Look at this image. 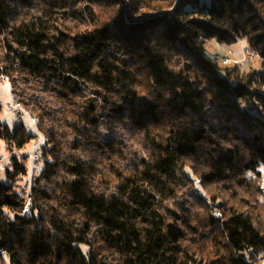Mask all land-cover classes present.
<instances>
[{"label": "trees", "instance_id": "obj_1", "mask_svg": "<svg viewBox=\"0 0 264 264\" xmlns=\"http://www.w3.org/2000/svg\"><path fill=\"white\" fill-rule=\"evenodd\" d=\"M243 39L258 69L207 54ZM0 49L45 139L26 214L35 136L0 122V264H84L96 232L115 264H264V0H0Z\"/></svg>", "mask_w": 264, "mask_h": 264}, {"label": "rangeland", "instance_id": "obj_2", "mask_svg": "<svg viewBox=\"0 0 264 264\" xmlns=\"http://www.w3.org/2000/svg\"><path fill=\"white\" fill-rule=\"evenodd\" d=\"M249 42L246 39L239 40L237 43L227 44L221 43L217 40H211L207 43L206 49L207 54L211 57L217 59L221 64L224 65L223 60L226 58H232L235 61L240 63L230 64L231 66L237 65L239 66L242 72H248L251 69H258L260 67L259 58H248L244 60V54L246 50L249 48ZM1 50V49H0ZM3 52V51H2ZM1 54V51H0ZM20 73L16 74L17 78H20V81L17 84V87L12 88V85L7 82L6 84L0 85V122L4 126L10 127L12 130L17 127L23 125L26 130L34 135V140L21 152L18 154L21 156V161L26 165L28 169V174L18 179L16 183V189L19 193H21L25 198H27L28 202L25 208V213L30 214L32 209V201L30 199L31 189L34 183V180L38 177V175L43 171V161L36 163L34 161V156L39 153L40 147L44 144L45 139L44 136L40 133L37 126V117L34 113H29L26 109V106L23 105L22 110L23 113L21 115L20 109H17L14 104V99L25 100V103L29 101L30 98L36 96L38 94L35 85V81H31L28 84H25L20 77ZM15 90L17 94L13 92ZM18 95V96H16ZM27 104V103H26ZM32 116L36 118V122L32 121ZM11 153L7 149V145L4 141H0V178L4 180V175L6 172V168L11 164ZM40 155V154H39ZM3 160V161H2ZM262 176L256 180L258 186L260 187L261 194L259 196V204L264 205V203L260 202V198L263 195L262 185L264 184V172ZM254 177V175H252ZM257 179V178H256ZM252 182V181H251ZM59 188H62L64 191L66 186L63 184H58ZM209 203V201H208ZM202 213V212H201ZM216 216L218 218H222V213L216 211ZM92 244L90 248L86 249L87 260L84 264H115V255L107 249L105 243L100 238L98 232L95 233V236L91 239Z\"/></svg>", "mask_w": 264, "mask_h": 264}, {"label": "built area", "instance_id": "obj_3", "mask_svg": "<svg viewBox=\"0 0 264 264\" xmlns=\"http://www.w3.org/2000/svg\"><path fill=\"white\" fill-rule=\"evenodd\" d=\"M248 58H255V59H257V58H260V55H259V53H258L256 50L248 48V49L246 50L245 54H244V60H245V59H248ZM223 63H224V65H230V64H233V63L238 64V63H240V62L235 61V60L232 59V58H226V59L223 60ZM6 83H7V78H6L3 74H0V85L6 84ZM14 104H15V106H16L17 109L22 110L23 104H22L19 100L14 99ZM22 113H23V110L21 111V115H22ZM32 121H33L34 123L36 122V118L33 117V116H32ZM2 161H3V160H2ZM34 161H35L36 163L41 162V158H40V156H39V153H37V154L34 156ZM258 171H260V172H262V173L264 172V165H263L262 163H260V166H259V168H258ZM252 175H253L252 172H249V173L247 174L246 177H247V179H248L249 181L255 179V176L252 177ZM262 192H263V195H262L261 198H260V202H261V203H264V184L262 185Z\"/></svg>", "mask_w": 264, "mask_h": 264}]
</instances>
